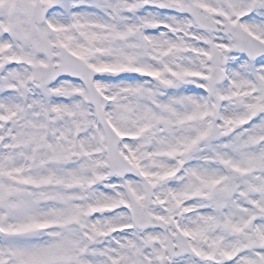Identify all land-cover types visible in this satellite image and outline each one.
I'll return each mask as SVG.
<instances>
[{"label": "snow or ice", "instance_id": "6c2138e0", "mask_svg": "<svg viewBox=\"0 0 264 264\" xmlns=\"http://www.w3.org/2000/svg\"><path fill=\"white\" fill-rule=\"evenodd\" d=\"M0 264H264V0H0Z\"/></svg>", "mask_w": 264, "mask_h": 264}]
</instances>
